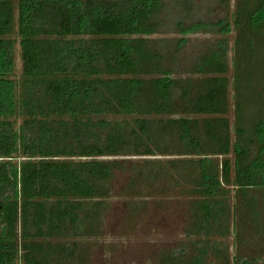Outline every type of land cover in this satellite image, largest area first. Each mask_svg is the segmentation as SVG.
<instances>
[{
    "label": "trees",
    "instance_id": "16d2710c",
    "mask_svg": "<svg viewBox=\"0 0 264 264\" xmlns=\"http://www.w3.org/2000/svg\"><path fill=\"white\" fill-rule=\"evenodd\" d=\"M190 2L0 0V264H86L70 238L100 225L115 157L158 154L183 156L171 165L197 197L185 228L196 253L160 264H264V0H238L217 20ZM161 29L181 34L174 49L153 44ZM209 29L221 38L179 69L185 35ZM240 238L254 257L238 255Z\"/></svg>",
    "mask_w": 264,
    "mask_h": 264
},
{
    "label": "rangeland",
    "instance_id": "374dc122",
    "mask_svg": "<svg viewBox=\"0 0 264 264\" xmlns=\"http://www.w3.org/2000/svg\"><path fill=\"white\" fill-rule=\"evenodd\" d=\"M188 1H191L190 4L194 6V9L202 8L201 18L204 20L225 18V16L231 15L238 3V0ZM171 10V13H175L176 10L183 12V7L181 5L179 7L173 6ZM171 16L166 17L171 19ZM235 36V31L225 36L229 46V66L225 74L228 78V112L226 116L231 123L232 140L236 137L233 125L236 92L230 47ZM185 37L187 42L175 52V65H179V69L189 67L198 53L206 50L217 39L221 38L220 33L211 29L205 32L190 33ZM151 38L156 47L165 51L175 48L181 34L176 30L161 29L151 35ZM175 75L179 77L189 76L186 72H183V75ZM189 115L199 119L205 117L204 114L197 113ZM255 150L256 148L253 153ZM224 158L232 160L234 158L233 149L227 156H215L214 159L220 163ZM115 159L120 163V166L113 169V177L108 184L110 191L103 198L106 205L102 211L100 225L95 226L94 231L84 235V237L80 235V232L70 238L71 243L78 242L81 250H84L86 264H160L163 255L172 251L176 252L179 248L185 250L183 255L193 256L196 251H194L192 246L194 242H191V239L194 241L196 238L189 237L185 228L190 221V201L197 197L189 192L193 188V184L187 181L184 169L179 168L180 166L175 168L171 165L172 161L184 160L183 156L168 154L155 156L121 155ZM230 196V205L233 206L232 193ZM233 207L235 211L231 217V224L235 226L240 217L236 206ZM244 223H247L244 227L249 231L252 227L251 222L246 220ZM250 232L252 231L250 230ZM250 232L249 234L243 232V236L247 243L252 245L254 242ZM222 240L227 250L235 245L232 236H226ZM243 242L240 238L237 249L238 255L254 257V251L249 249L247 245L244 248ZM71 246L72 244L69 247ZM233 251H230L229 255L233 254ZM215 258L216 261H214L219 264L220 257H212L209 260ZM258 264H263V262L259 261Z\"/></svg>",
    "mask_w": 264,
    "mask_h": 264
}]
</instances>
